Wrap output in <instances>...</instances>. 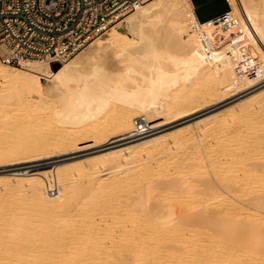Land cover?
I'll list each match as a JSON object with an SVG mask.
<instances>
[{"label": "bare ground", "instance_id": "1", "mask_svg": "<svg viewBox=\"0 0 264 264\" xmlns=\"http://www.w3.org/2000/svg\"><path fill=\"white\" fill-rule=\"evenodd\" d=\"M230 3L242 35L264 53V0ZM219 50L190 0H146L56 69L40 60L0 62V164L64 157L86 140L94 144L83 150L131 139L79 161L20 166L0 180L7 187L0 189V264H264L263 215L228 200L213 210L194 186L231 182L264 206V173H257L264 170H221L213 156V180H205L193 153H170L157 169L142 162L141 151L218 136L237 122H244L238 134L250 139L264 84L238 83L226 64L231 84L220 85ZM189 117L195 119L156 135ZM130 160L122 175L100 177ZM57 183L63 187L50 197L45 187Z\"/></svg>", "mask_w": 264, "mask_h": 264}, {"label": "built area", "instance_id": "2", "mask_svg": "<svg viewBox=\"0 0 264 264\" xmlns=\"http://www.w3.org/2000/svg\"><path fill=\"white\" fill-rule=\"evenodd\" d=\"M146 0H0V62L40 60L62 64L105 31L112 23ZM232 15L200 24L205 33ZM209 41V40H208ZM220 46L216 71L228 72L242 85L264 84V53L240 33ZM216 47V46H215Z\"/></svg>", "mask_w": 264, "mask_h": 264}, {"label": "rangeland", "instance_id": "3", "mask_svg": "<svg viewBox=\"0 0 264 264\" xmlns=\"http://www.w3.org/2000/svg\"><path fill=\"white\" fill-rule=\"evenodd\" d=\"M192 2L195 7V13L198 17L199 22L201 23H203L208 19L216 17L221 13L226 12L230 8V5L227 2V0H192ZM240 30L241 29L238 21L236 19H231L223 24L211 27L206 34L209 42L212 45L217 46L223 43L224 41L235 37L237 34H239ZM51 68H53L52 65ZM216 76L220 85L227 84V78L223 70H217ZM206 111L207 110H204L198 114H202ZM192 117L161 127L160 129H157V131L158 130L161 131L157 132L156 135H160V136L167 135L170 132L174 131L175 129L183 125H186L188 122H191V120L195 119V118L192 119ZM198 117H202V116H198ZM250 123H252L250 126L253 127V129L248 130V132H253L250 134V139L246 138L245 135H243L245 133L243 131L241 134H238L242 129L244 122H237L233 126L225 125L223 127L224 132L222 134L220 133L221 135L218 136H212L209 133H205L201 137L198 136L193 137L188 142L185 141L174 146H172V144L170 143L167 146V148H165L160 152L155 151L152 154H147L146 151H141L142 156H144L142 158V162L150 165L154 169H157L159 165L158 161L165 160L170 153L173 155L183 154V153H193L200 156L201 160H203L205 166L204 169L206 171V174L204 176L205 180H213V171H212L213 168L208 163L210 158L213 156L217 161L216 162L217 166L221 170L232 169V170H236V172H238L239 174H242L244 169L257 170L260 168L264 170V109L262 107L251 113ZM229 131H231L230 132L231 138L229 140L228 139L226 140L225 142L226 145H219L221 140H224V138H226L225 134H227V132ZM251 137L253 140H255L252 146H251V141H252ZM129 140L131 139L119 141L109 145H103L101 147H95V148H89L83 150L84 148L91 147L94 144L93 141L86 140L85 142L79 143L80 147L78 149V152L74 154L66 155L64 157L56 156L53 158L43 159L30 164L28 163V164L15 165V166H5L6 164H0V180L9 177L8 176L9 173L17 172V170L14 169L20 166L35 165V166L43 167L58 162L59 163L65 162L66 160L69 159H74V160H70L73 162L79 161L81 159L99 155L113 149L122 148L128 145L125 143H127V141ZM245 142L248 143L249 145L248 148L239 147L240 144L243 145V143ZM248 150L254 151L256 153L255 156L252 155L251 157H248L249 155L247 154ZM49 155L55 156L57 154L50 153ZM193 161L195 160H192L191 162ZM131 166L132 163L130 160V162L127 165L122 166L123 168L121 169L116 168L115 171L109 173H106V171L102 172V174H100V177L106 179L114 175H122L123 171ZM193 168H198V166L193 165ZM169 173L175 174V170L171 168L169 169ZM257 173L262 175L264 171ZM164 179H168V178L164 177ZM71 180L72 182H78L83 180V178L79 176V177H73L71 178ZM194 184L196 190L195 194H197L200 197H204V198L207 197V199L210 202L208 203V206L213 210L220 209L223 206L224 201L228 200L235 204L245 206L247 210L259 215H263L264 218V206L254 201V199L257 197V194L251 195L249 197L242 196L240 194V190L239 189L237 190V187L231 182H229L228 184L225 183L220 184L219 182H194ZM60 187L63 186L62 185L60 186L57 183L56 185L51 187L46 186L45 191L46 193H50L49 196L52 197L53 195L51 193L56 192V190H58V188ZM0 189H1V193L4 194L6 192V190L4 189H7V187L0 182ZM255 189H263V188L261 186H258ZM259 192L260 193L258 194L264 197V189ZM238 234L239 236L241 235L240 233ZM260 245L261 243L258 242L257 244L254 245L251 251L253 253H257L261 248Z\"/></svg>", "mask_w": 264, "mask_h": 264}, {"label": "crops", "instance_id": "4", "mask_svg": "<svg viewBox=\"0 0 264 264\" xmlns=\"http://www.w3.org/2000/svg\"><path fill=\"white\" fill-rule=\"evenodd\" d=\"M191 1V4H192V7H193V11H194V14H195V16H196V18H197V21L199 22V20H198V17H197V15H196V13H195V7H194V4H193V2H192V0H190ZM227 2L229 3V5H230V8L226 11V12H224V13H221V14H219L218 16H216V17H213V18H211V19H208V20H206V21H204L203 23H201V22H199L200 24H207V23H210L211 21H213V20H215V19H218V18H221V17H226V16H229L230 14H231V12H232V6H231V3H230V0H227ZM232 19H236V18H232ZM229 20H231V19H229ZM237 20V19H236ZM228 21V20H227ZM226 21V22H227ZM238 21V20H237ZM225 23V22H224ZM239 23V22H238ZM223 24V23H222ZM239 26H240V24H239ZM240 29H241V26H240ZM240 33V32H239ZM238 35V34H237ZM206 36H207V34H206ZM208 39V38H207Z\"/></svg>", "mask_w": 264, "mask_h": 264}, {"label": "water", "instance_id": "5", "mask_svg": "<svg viewBox=\"0 0 264 264\" xmlns=\"http://www.w3.org/2000/svg\"><path fill=\"white\" fill-rule=\"evenodd\" d=\"M58 66V64L53 65V69H56Z\"/></svg>", "mask_w": 264, "mask_h": 264}]
</instances>
